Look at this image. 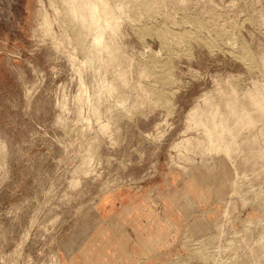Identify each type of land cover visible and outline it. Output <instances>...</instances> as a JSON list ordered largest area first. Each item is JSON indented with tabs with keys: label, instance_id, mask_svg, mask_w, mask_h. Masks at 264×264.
<instances>
[{
	"label": "rangeland",
	"instance_id": "374dc122",
	"mask_svg": "<svg viewBox=\"0 0 264 264\" xmlns=\"http://www.w3.org/2000/svg\"><path fill=\"white\" fill-rule=\"evenodd\" d=\"M42 1L52 14V8L57 10L55 28L58 34L70 36L67 49L71 57L52 48L50 37L33 35L38 24L34 11L38 0H0V133L7 139L0 140V264L17 258L15 264H61L57 235L69 228L75 216L88 212L91 200L95 204L127 186L148 191L147 196L151 194L149 197L160 204L161 185L146 189L165 168L164 186L169 188L176 171L197 186L201 180L208 181L212 197L207 215H202L209 230L199 234L187 230L169 253L170 264L247 262L248 254L253 253L251 247L249 253L250 244L257 237L258 245V234H264V158L248 157L255 143L251 146L245 138L249 149L242 141L246 132H253L246 130L249 127L244 126L242 117V121L238 117L231 120L234 126L235 121L244 126L242 130L239 125L243 137L237 136L231 146L230 165L237 187L234 197L229 182L222 181L220 169L213 170L209 162L210 173L205 176L195 162L196 152H206V147L216 144L211 140L218 136L211 138L205 131L210 127L206 120L211 122V113L215 114L213 110L217 113L218 108L234 101L229 96L237 90V94L249 90L264 93V0H121L123 30L115 37L121 52L111 60L105 50L100 51L99 59L110 61L92 57L90 63L85 60L91 38L82 26V12L86 15L87 11L82 4L81 11L75 7L81 1L77 0V5L75 0ZM70 6L79 10L75 16L68 11ZM96 68L102 77L108 73L107 80L121 74L126 77L122 84L128 85L120 84V92L115 90L110 100L98 104L90 96L96 90L92 76ZM79 75L86 88H80ZM34 83L37 86L33 90L30 86ZM81 89L94 98L87 99ZM80 94L85 96L81 98ZM142 97L145 103L140 105ZM218 102L225 104L220 107ZM94 104V108L99 107L97 113L102 112L97 116ZM243 105V110H237V106L238 114L241 111L244 115L245 110L248 114L252 107ZM225 108L219 115L226 113ZM100 113L108 121L105 131L98 124ZM251 113V118H261L257 114L260 109ZM229 120L224 122L226 126L232 124ZM8 146L9 163L5 156ZM189 157L194 164L187 162L191 161ZM157 160L158 168L152 165ZM162 194L166 196V192ZM245 202L247 206H243ZM57 213L59 217L53 221ZM27 229H31V237L22 246ZM246 236L254 238L248 240V248L244 244L248 242Z\"/></svg>",
	"mask_w": 264,
	"mask_h": 264
},
{
	"label": "crops",
	"instance_id": "0c3cea01",
	"mask_svg": "<svg viewBox=\"0 0 264 264\" xmlns=\"http://www.w3.org/2000/svg\"><path fill=\"white\" fill-rule=\"evenodd\" d=\"M51 47L54 48L52 42ZM9 154L10 148L9 153H5L7 162ZM153 164L158 168V160ZM166 170H159L154 176L157 179L146 189L160 184L161 204L147 196V191L127 186L95 204L92 202L94 199L91 200L88 212L75 216L69 228L57 235L61 264H170L169 253L187 227L193 234L207 232V218L202 215H207L206 210L212 200L208 181L201 180L197 186L175 171L168 188L163 185ZM181 185L186 187L189 196L182 192ZM177 186L181 190L175 196L173 191ZM162 192H166V196ZM58 217L57 213L52 220ZM196 217L202 218L207 229H197L192 224ZM64 242L67 244L63 245Z\"/></svg>",
	"mask_w": 264,
	"mask_h": 264
},
{
	"label": "bare ground",
	"instance_id": "6f19581e",
	"mask_svg": "<svg viewBox=\"0 0 264 264\" xmlns=\"http://www.w3.org/2000/svg\"><path fill=\"white\" fill-rule=\"evenodd\" d=\"M69 1H71V0H63V2H67V3H69ZM76 1L77 0H75V3H76ZM78 1H81V2H77L78 3V5H77V3H76V5L77 6H75V7H77L76 8V10L77 9H80V11H81V6H80V4H82V7H84L85 9H86V15H84L85 14V12L83 11V8H82V14H83V16H82V26L85 28V32H87V34L90 36V38H91V42H90V53H89V55L87 56V58H86V60H85V63L87 62H89V61H92V57L95 59V58H97L98 60H102L103 58H100L99 59V56L101 55H98V53L100 52V51H102V52H105L106 54H108V57H110V58H114V56L116 55V53L117 54H120L119 52H121L119 49H120V45H119V47L117 46V42L118 41H116V39H115V37L117 36V35H119L121 32H122V30H123V23H122V11H123V3L121 2V0L120 1H117V2H113L112 0H78ZM72 2V1H71ZM70 2V3H71ZM74 2V1H73ZM45 3V1H42V0H38V6H37V9L36 10H34V11H36V16H37V18H36V20H38V24H37V27L34 29V34L33 35H35V36H38L39 37V39H42V38H44L45 36L47 37H50L51 38V42H52V45H53V47L56 49V51H58L59 53H61L62 55H64L65 54V56H67V54H69L68 53V49H67V47H68V45H70L71 44V38H70V36H65L64 34H58L57 33V31H56V28H55V25H56V23H57V21L58 20H56V18H57V16H56V14L58 13L57 12V10H54L55 9V7L54 8H52L53 6H51L50 5V7L53 9V11H54V13L52 14L51 13V11L49 10V8H48V6L47 5H45L44 4ZM72 4V3H71ZM68 6L70 5V4H67ZM74 5V4H73ZM72 6V5H71ZM68 7V11H70L71 13H73L72 15H74L75 16V14L77 13V12H79V10L78 11H76L75 10V8H73V7ZM79 6V7H78ZM84 9V10H85ZM56 11V12H55ZM76 11V12H75ZM81 14V15H82ZM73 16V17H74ZM72 17V18H73ZM76 17L77 18H79L80 17V15H79V17L76 15ZM58 19V18H57ZM79 19V20H80ZM74 20H75V18H74ZM80 20V21H81ZM35 24V23H34ZM82 27V29H84ZM33 30V29H32ZM87 30V31H86ZM83 31V30H82ZM81 31V32H82ZM84 33V32H83ZM66 34V33H65ZM119 38V37H118ZM117 38V39H118ZM103 50H105V51H103ZM101 52V53H102ZM103 54V53H102ZM105 56V55H104ZM107 56V55H106ZM105 56V57H106ZM118 56V55H117ZM117 56H115V57H117ZM68 57V56H67ZM69 57H71L70 56V54H69ZM101 57V56H100ZM76 58H77V56H76ZM75 58V61H77V59ZM107 58V57H106ZM110 58H107V59H109L108 61H110ZM113 58L111 59V60H113ZM74 59V58H73ZM107 59H105L104 58V60H102V61H107ZM83 63V62H82ZM90 63V62H89ZM102 63V62H101ZM103 64V63H102ZM83 65H84V63H83ZM85 65H87V64H85ZM84 65V66H85ZM104 65H105V62H104ZM88 66V65H87ZM93 66V65H92ZM86 67V66H85ZM89 67V66H88ZM107 67V66H106ZM105 67V68H106ZM109 67V66H108ZM111 68V67H110ZM89 69V68H88ZM91 69V72H92V68H90ZM107 69V68H106ZM97 70H99L98 68H96V70H95V73L93 74L92 73V76H94V78H95V80H96V90H95V94L93 93V94H91L90 93V96H94L96 99H97V102H98V104L99 103H102L103 102V100L105 101L106 99H109L108 97L110 96V94L112 93V92H116L115 90H118L119 91V88H120V86L121 85H125L126 84V82H125V84H122L125 80H126V77L124 78L121 74H118V75H116L115 74V72H114V76L112 77V79H110V80H107L105 77H109V76H107L108 75V73H106L107 75L105 76V77H102V75H101V77H99L100 75L99 74H97L96 73V71ZM108 70H109V68H108ZM108 70H107V72H108ZM80 71V70H79ZM110 72H111V69H110ZM110 72H109V74H110ZM99 73V72H98ZM81 75V74H80ZM78 76V84H80L79 86H81L80 88H83L84 86H85V88H86V84H84L85 82L83 81V79H82V76ZM99 75V76H98ZM125 75V74H124ZM104 76V75H103ZM93 78V79H94ZM109 79V78H108ZM125 79V80H124ZM123 81V82H122ZM95 83V82H94ZM128 83V82H127ZM30 84V83H29ZM121 84V85H120ZM35 83L34 84H32L30 87H31V89H33L34 90V87H35ZM126 85H128V84H126ZM28 86V85H27ZM37 86V85H36ZM122 87V86H121ZM29 89V88H28ZM262 89V88H261ZM82 90V89H81ZM80 90V91H81ZM27 91H29V90H27ZM83 92H84V90H82ZM85 91L86 92H84L83 94H85V93H87V94H85V95H88L89 96V93H88V91L85 89ZM230 91V90H229ZM229 91H228V93H229ZM232 91V90H231ZM230 91V92H231ZM236 90H234V92H235ZM238 91V90H237ZM237 91L235 92V93H233V95H232V93H231V95L233 96V97H231V95L229 96V98H233V99H235L234 101H238L240 104L241 103H243L242 105L243 106H247L246 107V109L247 108H249L250 106H252V107H254V109L255 108H259L260 109V114L259 113H257L260 117V119H256V117L255 118H251V116L250 115H252V113L251 112H255L256 110H257V112H258V110L259 109H256V110H254V109H251L252 107H250V111L248 110V114H247V111L245 110V108H244V110H245V112L244 111H242L243 113H244V115H242V114H240L241 113V111L239 112V114H238V112H237V110H240L242 107V105H238L237 104V106H238V108H237V106H235L236 105V103H238V102H236L235 104H233L234 103V101H231V102H233V103H231L230 101H226L227 99H228V97H227V99L225 100V101H223V102H225V103H227V102H230L232 105H229L230 103H228V104H225V103H223V104H225L226 105V108L224 109V110H226L227 108V110H226V113L224 112L223 114L221 113V115H223V116H225V118H221L220 119V116L221 115H219L220 114V111L219 110H222L223 109V107H225V105L222 107L221 105H223V104H219V102L221 101V100H219V102L216 104L217 106L219 105L220 107H222V109H220V108H218V107H216V108H218L217 110L219 111V113H218V111H217V113H218V117H217V113H216V109L215 108H213V109H215V110H213L214 111V115H213V113H211V116L213 117V119H212V117L209 115V113L211 112H207L206 114L207 115H209V116H206V117H210V120H211V122H209V121H207L206 120V122H208V123H210V127H209V129H207V128H205V131H208V133H206V134H208V135H210L209 137H211V136H218V137H216V139L217 140H211V138L209 139V140H211L212 142L213 141H216V144L218 145L219 144V142L217 143V141L218 140H222V142H221V144H219L218 145V147L216 146L215 147V145L216 144H214L213 146H210V145H212V144H210V143H208L209 144V146L210 147H206V146H208V144L205 146L206 148H209V149H207V151L206 152H203V151H201L200 150V152H202V153H200L199 151L198 152H196V153H199V155H196V157H197V159H196V157L194 158V160L196 159L197 161L195 162V161H193L192 162V158H190L191 157V155H188V156H190L188 159L190 160L191 159V161H187V162H191L192 164H194V162H195V164L197 165L196 167H201L202 169H204L203 170V175H208L209 176V173H210V170H209V166L212 164V166H213V168H212V166H211V168L213 169V170H217L218 171V169H220L221 170V174H222V181H224V182H226V181H228L229 182V186L232 188V190H231V193L230 194H235V192H236V188L237 187H235V185H234V181L236 180V176H233L234 175V170H233V168H231V165H230V161L232 160V158H230V156H231V154H233L232 152V150L234 149V148H232V150H231V146H234V144H232L233 143V141H234V139L236 140V142H237V139H238V137H243L242 136V134H243V132H241V130H239V129H241V127L239 128V125L241 124V122H240V124L238 123V121H235L234 122V124L235 123H237L235 126L233 125V122L231 121L233 118H237L239 121L243 118L244 120L242 121L243 123H244V121L246 122V124L244 125V126H248L249 128H246V130L247 129H249L248 131H249V133H252V134H246L245 133V136L247 135L248 136V138L247 137H245L244 136V138H243V142H245V143H247V142H250L249 144H251V146L252 145H254V143H255V146H253L252 147V150H250L251 152H252V156L250 155V154H248V155H250V156H248V157H254V159H260L261 157L262 158H264V93L262 94V92L260 91V93H261V95H263V97H261V95H260V93H259V91L258 90H256L259 94H256L257 92H255V90H254V92H252L251 90H249V92H247L246 94H244L243 93V91L241 92V93H243V96H242V94L239 92L238 94H237ZM120 92V91H119ZM245 92V91H244ZM264 92V91H263ZM81 94H82V92H81ZM81 94H80V96H81ZM146 94H147V92H146ZM150 94L151 93H149L148 94V96H150ZM241 96H240V95ZM85 95H82L83 97L85 96ZM113 95V94H112ZM242 97L241 98V100H240V97ZM31 96H32V94H31ZM82 96H81V98H82ZM90 96H89V98H87V99H93L92 97L90 98ZM125 96V95H124ZM147 96V95H146ZM146 96H144L145 98H147ZM113 97V96H112ZM144 97H142V99H143V101H142V103H139L140 105L141 104H143V103H145V98ZM151 97V96H150ZM153 97V96H152ZM80 98V99H81ZM110 98H111V96H110ZM149 99V98H148ZM110 100V99H109ZM125 100V99H124ZM153 100H155V98L153 99ZM152 100V101H153ZM229 100V99H228ZM230 100H232V99H230ZM100 101V102H99ZM102 101V102H101ZM108 101V100H107ZM106 101V102H107ZM140 101V102H141ZM221 101V102H222ZM89 102H91L90 100L88 101V103ZM93 102V101H92ZM96 102V101H95ZM94 102V103H95ZM155 102H156V100H155ZM154 101H153V103H155ZM220 102V103H221ZM152 103V102H151ZM152 103V104H153ZM157 104V103H156ZM155 104V105H156ZM92 105V104H91ZM96 104H94L93 105V109H96V110H94V113L96 112V116H97V114L99 113V112H101L100 110H99V112L97 113V107H98V105H97V107L96 108H94V106H95ZM154 105V104H153ZM215 105V106H216ZM227 105H228V107H227ZM240 106V107H239ZM236 108H237V110H236ZM240 108V109H239ZM98 109H99V107H98ZM241 110H243V108L241 109ZM254 110V111H253ZM223 111V110H222ZM221 111V112H222ZM102 113V112H101ZM100 113V114H101ZM246 113V114H245ZM238 114V115H237ZM257 114L255 115V116H257ZM237 115V116H236ZM254 115V114H253ZM236 116V117H235ZM222 117V116H221ZM242 117V118H241ZM241 118V119H240ZM257 118H258V116H257ZM97 119V118H96ZM228 119H230L228 122L230 123V121H231V125L229 124V126L227 125H225V123L227 122V120ZM236 119V120H237ZM98 124H100L102 127L101 128H103V130H104V128L106 129L107 127V123H108V121L106 122L105 120H103L102 119V114L101 115H98ZM209 120V119H208ZM203 120H201V122H202ZM97 122V121H96ZM225 122V123H224ZM203 123V122H202ZM208 123H206V124H208ZM212 123V124H211ZM223 123V124H222ZM97 124V125H98ZM196 124V123H195ZM204 124V123H203ZM227 124V123H226ZM225 125V126H224ZM242 125V130H243V124H241ZM240 125V126H241ZM99 126V125H98ZM109 126V125H108ZM206 126V125H205ZM208 126V125H207ZM232 126H234L233 128H231ZM220 127H222V128H220ZM230 129H229V128ZM250 127H251V129H253L251 132H250ZM221 130H219V129ZM207 129V130H206ZM102 130V129H101ZM107 130V129H106ZM105 131V130H104ZM241 132V134H239L240 132ZM238 134V135H237ZM235 135H236V137H235ZM208 137V138H209ZM219 138V139H218ZM246 138V139H245ZM4 138H3V135L0 133V140H1V142H2V140H3ZM214 139H215V137H214ZM244 139L247 141H244ZM209 140H208V142H209ZM5 141V140H4ZM3 141V142H4ZM235 142V141H234ZM235 142V143H236ZM5 144H7L6 143V141L4 142ZM214 143V142H213ZM248 143L246 144L247 146L249 145ZM256 144H258V146L256 145ZM4 145V144H3ZM7 145H9V144H7ZM89 145H92L91 143L89 144ZM250 145H249V149H251L250 147H251ZM257 146V147H256ZM7 147V146H6ZM9 147V146H8ZM205 147L203 148V149H205ZM10 148V147H9ZM91 148V147H90ZM6 150H7V148H5ZM87 149L88 150H90L88 147H87ZM179 148H178V151H176L177 153L179 152ZM205 151V150H204ZM232 151V152H231ZM249 151V152H250ZM195 153V154H196ZM175 154V153H174ZM193 157H194V155H193ZM256 157V158H255ZM250 158V159H251ZM260 159L261 161H263V159ZM186 159H187V157H186ZM231 159V160H230ZM213 160V161H212ZM251 160H253V159H251ZM211 161L213 162V163H211ZM255 161V160H254ZM179 162V161H178ZM186 161H185V163H187ZM209 162H210V165L208 166V164H209ZM257 162H260V161H257ZM184 163V164H185ZM188 163V164H189ZM181 165H182V163H181ZM185 166V165H184ZM186 166H191L192 167V165H186ZM191 167H189V168H191ZM195 167V165H194V168H196ZM185 168H187V167H185ZM191 169H193V168H191ZM195 169H193V171H194ZM212 170V171H213ZM193 171H191V172H193ZM264 171V170H263ZM226 172L228 173L227 175H226ZM212 173V172H211ZM261 173H259L258 175H260ZM187 175H190V174H187ZM264 175V174H263ZM261 176V175H260ZM259 176V177H260ZM213 177L210 175V179H212ZM263 178V177H262ZM186 179H188L187 177H186ZM257 180H258V177L256 178ZM260 179V178H259ZM264 180V179H263ZM264 182V181H263ZM262 182V183H263ZM262 185V184H261ZM182 186V185H181ZM139 188V187H138ZM179 187H177L176 189L177 190H179L178 189ZM260 188H261V186H260ZM175 189V190H176ZM148 192V191H147ZM182 192L183 193H188V191H187V189H186V187H183V189H182ZM192 192H194V190H192ZM149 194V193H148ZM229 194V195H230ZM262 194H264V193H262ZM174 195L175 196H177V194L175 193V191H174ZM148 196H151V194H149ZM188 196H189V193H188ZM161 197V196H160ZM233 197H234V195H233ZM235 197H236V195H235ZM240 197V199L242 198V196H239ZM259 197H261V196H259ZM158 198V200H159V197H157ZM157 198H156V201H157ZM162 199V198H161ZM237 199H239V198H236V201H237ZM243 199V198H242ZM241 199V200H242ZM244 200V199H243ZM244 201H246V199L244 200ZM243 201V202H244ZM248 201V200H247ZM246 201V202H247ZM158 202V201H157ZM159 202H160V200H159ZM237 202H239V201H237ZM243 203V206H244V204H246V206H247V203ZM241 205H242V201L241 202H239ZM161 204V203H160ZM245 206V207H246ZM236 207V206H235ZM234 207V208H235ZM221 209V208H220ZM235 209H238V208H235ZM222 210V209H221ZM224 210H226V209H224ZM224 210H222L223 212H224ZM220 212V211H219ZM217 213V212H216ZM215 213V215H217ZM221 213V212H220ZM224 213H226L227 214V212H224ZM226 214H224V215H226ZM232 214V213H231ZM219 215V214H218ZM222 215H223V213H222ZM224 218H225V216H224ZM227 218V217H226ZM228 220V219H227ZM206 221H207V219H206ZM228 222V221H227ZM226 222V223H227ZM207 223H208V221H207ZM229 223V222H228ZM227 223V224H228ZM192 224L193 225H195L196 227H197V229L200 227H202V229H204L205 230V227H206V229H207V226L205 225V223L203 222V220H202V218H199V217H196L193 221H192ZM225 224V223H224ZM33 225V224H32ZM210 226V225H209ZM208 226V227H209ZM232 227H233V225H232ZM235 228V227H234ZM246 228V227H245ZM247 229H249L248 228V226H247ZM31 230V229H30ZM30 230H28L27 232H29ZM187 230H189V231H191V229L189 228V227H187L186 229H185V231H187ZM184 231V233L181 235V237H180V243H181V241L183 240V236L185 235L186 236V234L188 233V231L187 232H185ZM240 231V230H239ZM248 230H246V232H247ZM250 231H252V230H250ZM249 231V232H250ZM263 231V233H264V230H262ZM262 231H260V232H262ZM26 232V235L24 236V237H22V238H24L23 239V244H22V246L25 244V242H26V238L28 239L30 236H29V233H27ZM31 232V231H30ZM192 232V231H191ZM238 232V231H237ZM244 232H245V229H244ZM248 233V232H247ZM253 233V232H252ZM85 234V233H84ZM249 234V233H248ZM251 234V233H250ZM249 234V235H250ZM237 235V234H236ZM245 235H247V234H245ZM249 235H247L248 237H249ZM259 235V237H260V240H259V242L261 243V247H260V245H259V242L257 243L258 245H256V242H255V240L256 241H258V239H257V237H255V239L254 238H252V239H254V243L252 244V245H255V246H259L260 248H258V247H253L250 243H249V239H251V238H248L247 236H246V238H248V239H246L248 242H246V243H244L245 244V246L247 247L248 245H247V243H249L250 244V246H249V248L251 247L252 249H253V255L251 256L250 254H248V261L246 262V260L244 259V261L245 262H243V264H264V234L261 236L260 234H258ZM257 235V236H258ZM256 236V235H255ZM253 237V236H252ZM251 239V240H252ZM245 240V239H244ZM243 240V241H244ZM252 242V241H251ZM21 244H20V246H21ZM67 244V243H66ZM21 248V247H20ZM244 248V247H243ZM248 248V247H247ZM250 248V250L251 251H249V253L250 252H252V249ZM254 248H256V249H254ZM263 248V249H262ZM246 250V249H245ZM244 250V251H245ZM262 250H263V252H262ZM15 253V252H14ZM248 253V252H247ZM246 253V254H247ZM245 254V255H246ZM249 255H250V257H252V259H250L249 258ZM6 256H8V255H6ZM247 256V255H246ZM17 258V257H16ZM234 258V257H233ZM12 259V258H11ZM18 259V258H17ZM17 259H16V261H14L13 259V261L15 262V263H18L17 262ZM243 260V259H242ZM242 260H241V263H242ZM250 260V261H249ZM10 261V260H9ZM9 262L8 264H15L14 262ZM227 263V262H226ZM236 263V262H235ZM240 263V262H239ZM240 263V264H241ZM229 264H233V262H231V263H229Z\"/></svg>",
	"mask_w": 264,
	"mask_h": 264
}]
</instances>
